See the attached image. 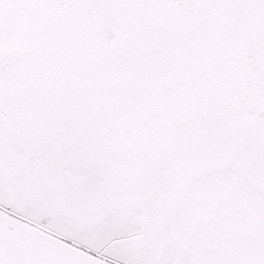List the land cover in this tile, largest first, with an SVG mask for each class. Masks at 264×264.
Instances as JSON below:
<instances>
[{"label":"snow or ice","instance_id":"6c2138e0","mask_svg":"<svg viewBox=\"0 0 264 264\" xmlns=\"http://www.w3.org/2000/svg\"><path fill=\"white\" fill-rule=\"evenodd\" d=\"M0 264H264V0H0Z\"/></svg>","mask_w":264,"mask_h":264}]
</instances>
